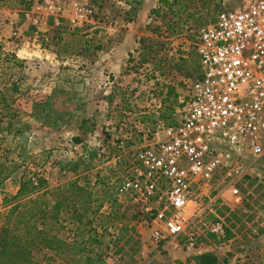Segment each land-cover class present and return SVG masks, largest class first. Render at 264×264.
<instances>
[{
  "label": "rangeland",
  "instance_id": "1",
  "mask_svg": "<svg viewBox=\"0 0 264 264\" xmlns=\"http://www.w3.org/2000/svg\"><path fill=\"white\" fill-rule=\"evenodd\" d=\"M158 1L144 11L145 0H93L95 24L78 31L54 18L36 25L30 12L44 13V0H12L0 10V92L16 115L5 119L12 129L1 144L7 164L17 168L0 185V227L9 210L5 197L15 196L23 178L36 172L50 190L78 181L104 201L101 212L85 220H93L92 235L103 243L102 264H189L204 251L214 253L219 264H264V158L255 165L252 158L241 161L199 193L202 209L211 207L207 196L214 207L196 227L221 221L233 233L220 246L204 242L187 250L172 238L155 242L154 232L164 231L154 221L165 200L117 195L139 169L137 154L148 131L164 125H145L143 118L161 110L169 88L176 89L177 105L182 104L199 75V33L219 11L239 3ZM181 113L177 108L172 120ZM94 150L100 157L90 161ZM100 179L110 190L106 197L97 185ZM233 189L240 193L235 196ZM76 215L74 208L64 212L68 227H75ZM125 225L135 229L138 244L128 256H114L112 243ZM87 240L73 241L71 253ZM34 258L37 264H69L47 251L35 252Z\"/></svg>",
  "mask_w": 264,
  "mask_h": 264
},
{
  "label": "built area",
  "instance_id": "2",
  "mask_svg": "<svg viewBox=\"0 0 264 264\" xmlns=\"http://www.w3.org/2000/svg\"><path fill=\"white\" fill-rule=\"evenodd\" d=\"M92 1L44 0V13L30 15L36 25L54 18L81 30L95 24ZM195 50L199 75L187 88L180 117L148 131L139 169L116 190L120 197L165 200L154 221L164 231L152 238H187V250L197 248L202 228L196 223L214 207L210 196L211 207L199 206L202 189L241 161L252 158L255 165L264 158V0H239L236 8L219 11L199 33ZM205 228L225 236L221 221Z\"/></svg>",
  "mask_w": 264,
  "mask_h": 264
},
{
  "label": "trees",
  "instance_id": "3",
  "mask_svg": "<svg viewBox=\"0 0 264 264\" xmlns=\"http://www.w3.org/2000/svg\"><path fill=\"white\" fill-rule=\"evenodd\" d=\"M9 1L12 0H0V10ZM160 2L166 3L167 0H160ZM32 5L33 2L30 1L26 10H30ZM62 27L60 28L62 29ZM15 62L19 63L16 59ZM179 98L176 89L169 88L167 96L162 101L161 110L144 117L143 124H154V126L171 124L177 108L184 107L183 104L177 105ZM9 107L8 97L5 93L0 92V185L10 179L17 170L15 164H7V159L4 157L5 149L1 144V141L6 139L5 135L11 134L12 129V124L6 123L5 119L16 117L9 112ZM4 110L8 112L5 113ZM3 124H6L7 128L2 127ZM98 157L100 156L95 150L89 153L90 161ZM97 185L106 189H103L102 197L108 196L110 190L107 191V185L104 181L102 182V179L97 181ZM103 202L98 195L94 199V194L87 187L79 185L78 181L71 182L66 188L53 191L48 188L46 179L40 174L29 172L21 181L18 193L4 199V207L9 210L4 215L3 224L0 227V264H37L34 254L43 251L59 257L69 264H102L104 262L103 243L92 235L96 233L93 228V220H85L89 214L97 216L104 206ZM70 204L73 206L70 207ZM71 208H74L77 213L76 217L72 219L75 222V227L72 228L66 225L63 218L64 212ZM217 212L219 213V210ZM115 217L116 214L113 212L112 218ZM227 222L230 221L227 219ZM224 224L225 236L221 238L207 233L206 238L203 239L202 236L208 231L205 227L202 228L201 235L197 239V248L204 242L220 246L233 238L230 226L226 222ZM84 237H88V240L82 243L84 247L75 249L77 252L74 254L71 253L73 241L76 242ZM136 239L135 229H130L125 225L121 229L119 237L112 243L113 255L128 256L135 251L138 244V239ZM179 241L181 247H185L188 242L184 237ZM187 263L219 264V259L214 253H205L189 258Z\"/></svg>",
  "mask_w": 264,
  "mask_h": 264
},
{
  "label": "crops",
  "instance_id": "4",
  "mask_svg": "<svg viewBox=\"0 0 264 264\" xmlns=\"http://www.w3.org/2000/svg\"><path fill=\"white\" fill-rule=\"evenodd\" d=\"M158 0H145V4H144V11L146 10L147 7H149L151 5V7H153L154 5H156ZM159 2V1H158ZM38 4V3H37ZM126 40H129V37H126ZM125 40V41H126ZM127 43V41H126ZM109 66V65H108ZM203 249V248H202ZM201 250V249H200ZM205 253H209L207 251H204V253H197L195 254L194 256H198V255H202V254H205Z\"/></svg>",
  "mask_w": 264,
  "mask_h": 264
}]
</instances>
